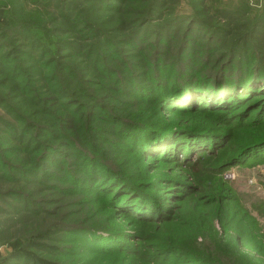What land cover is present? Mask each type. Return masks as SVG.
Instances as JSON below:
<instances>
[{"label":"rangeland","instance_id":"374dc122","mask_svg":"<svg viewBox=\"0 0 264 264\" xmlns=\"http://www.w3.org/2000/svg\"><path fill=\"white\" fill-rule=\"evenodd\" d=\"M0 6V264H264V0ZM177 10L248 31L204 83L221 38L152 57L188 31Z\"/></svg>","mask_w":264,"mask_h":264},{"label":"trees","instance_id":"16d2710c","mask_svg":"<svg viewBox=\"0 0 264 264\" xmlns=\"http://www.w3.org/2000/svg\"><path fill=\"white\" fill-rule=\"evenodd\" d=\"M64 1L65 0H63V2ZM94 1L96 3L97 2L102 3L104 0H94ZM181 16H182V13L179 10L174 11L170 15V20L167 22L166 25L172 26L175 22L180 20L182 23H184L182 24L181 22H179L181 26L183 25L189 26L188 31L187 30L182 31L179 37H177L176 40L172 43L171 48L168 49L166 52L161 49H157V51H154V53L152 54V57L156 58V60L157 59L163 60L165 65H167L170 68L180 69L181 64L185 62V58H186V55L184 54V52L187 53L190 46H197L198 45L197 41L203 38L202 40H206V39L209 40L211 44L210 47H212V46H215L216 43L218 42L216 40L218 38H221L222 40L221 42L226 46V50L224 51H227V52L219 51L213 57L210 63L205 65L204 69H202L203 72L201 74L193 73V80L196 82V84H201V83H204L206 79H209V78H212L214 76L221 74L223 70L225 69V67L230 65L229 62L224 63V57L228 54L229 55L232 54L233 52L235 53L242 52L240 45L243 44L244 42L242 43L241 41L245 40V38L249 34H248V31L244 30L240 24H237L235 22L232 23V24L235 23V25L230 24L231 23L230 21H227L224 24H220V23H214V20L199 18L196 16L187 17L184 14V17L186 19H184V17H181ZM189 20H192L196 24H198L199 22L200 23L203 22L205 24L204 26L208 29V33L194 35L192 33L191 25L189 23L188 24L186 23V22H189ZM8 24H9L8 19L5 16L3 8H1L0 6V25L8 26ZM176 28H178V26ZM200 44H202V42ZM199 50H203L201 48V45H200ZM227 60H230V56L227 57ZM237 66H239V63L237 64ZM191 70L193 69H188V71H191ZM188 71L187 69H185V67H182V70L179 71L181 74L174 76V79H173L174 83L181 85V82H184V75L188 73ZM168 75L169 74L162 72V75H160V77L165 78ZM162 80L164 81V79ZM142 116H147V117H142ZM148 116H153V117H148ZM148 118H150L151 121L154 123L153 125H147V124H143L140 122L141 119H148ZM153 119L159 120L160 118H157V115H154L148 112H139L130 121L134 123L136 126L143 127L150 131L159 132V129L155 124V120ZM176 123L177 122H175L174 124ZM175 126L176 125H173L172 128H170V130L165 133H161V132L159 133L161 134L176 133V132H179L181 129H185V131L188 130L189 132H194V133L201 132V129L199 130L197 128L196 129L195 128L186 129L187 126L181 125L180 123H179V127H175ZM117 173H119L123 178L127 180H130L131 175L133 176V174H135L131 171H127L128 174L122 171H117Z\"/></svg>","mask_w":264,"mask_h":264},{"label":"built area","instance_id":"2783aa9c","mask_svg":"<svg viewBox=\"0 0 264 264\" xmlns=\"http://www.w3.org/2000/svg\"><path fill=\"white\" fill-rule=\"evenodd\" d=\"M231 176H232L231 173H227L225 177H226V178H230Z\"/></svg>","mask_w":264,"mask_h":264}]
</instances>
